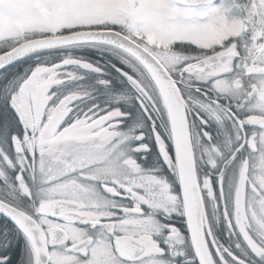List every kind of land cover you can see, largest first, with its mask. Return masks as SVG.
<instances>
[{"label":"snow or ice","instance_id":"snow-or-ice-1","mask_svg":"<svg viewBox=\"0 0 264 264\" xmlns=\"http://www.w3.org/2000/svg\"><path fill=\"white\" fill-rule=\"evenodd\" d=\"M0 264H264V0H0Z\"/></svg>","mask_w":264,"mask_h":264}]
</instances>
